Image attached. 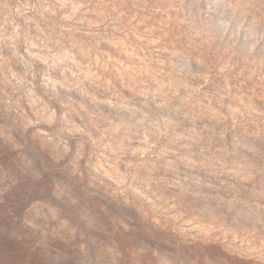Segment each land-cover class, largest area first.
<instances>
[{
	"label": "rangeland",
	"instance_id": "1",
	"mask_svg": "<svg viewBox=\"0 0 264 264\" xmlns=\"http://www.w3.org/2000/svg\"><path fill=\"white\" fill-rule=\"evenodd\" d=\"M0 264H264V0H0Z\"/></svg>",
	"mask_w": 264,
	"mask_h": 264
}]
</instances>
